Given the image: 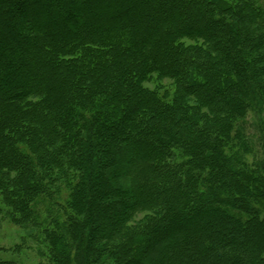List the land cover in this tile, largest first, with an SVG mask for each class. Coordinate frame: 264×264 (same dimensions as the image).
<instances>
[{
    "label": "trees",
    "instance_id": "obj_1",
    "mask_svg": "<svg viewBox=\"0 0 264 264\" xmlns=\"http://www.w3.org/2000/svg\"><path fill=\"white\" fill-rule=\"evenodd\" d=\"M0 197L38 264H264V0H0Z\"/></svg>",
    "mask_w": 264,
    "mask_h": 264
},
{
    "label": "rangeland",
    "instance_id": "obj_2",
    "mask_svg": "<svg viewBox=\"0 0 264 264\" xmlns=\"http://www.w3.org/2000/svg\"><path fill=\"white\" fill-rule=\"evenodd\" d=\"M83 19V18H82ZM88 20L87 18H84ZM83 19V20H84ZM187 44H195L196 40L186 39ZM163 82H171L163 80ZM148 86L154 88V83L148 82ZM259 116L253 112H248L245 115L246 124L245 134L246 139L249 141L250 152L246 155V161L251 164L261 156L260 147V132L256 127ZM60 199V196H58ZM7 203H4L0 197V260L2 261H14L17 264H38L40 262H46L47 247L43 245L39 238L28 236V230L22 226L20 222L12 220L10 209L7 207ZM44 205L40 204V209L44 212ZM56 207H53V209ZM145 216V212L136 214L133 220L135 222L142 219ZM99 264H107L106 261H102Z\"/></svg>",
    "mask_w": 264,
    "mask_h": 264
}]
</instances>
